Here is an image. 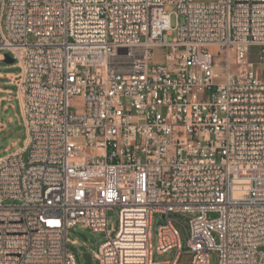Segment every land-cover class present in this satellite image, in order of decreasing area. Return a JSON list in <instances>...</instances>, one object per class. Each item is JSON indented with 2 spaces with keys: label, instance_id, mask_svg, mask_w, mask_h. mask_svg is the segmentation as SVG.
Returning <instances> with one entry per match:
<instances>
[{
  "label": "built area",
  "instance_id": "2783aa9c",
  "mask_svg": "<svg viewBox=\"0 0 264 264\" xmlns=\"http://www.w3.org/2000/svg\"><path fill=\"white\" fill-rule=\"evenodd\" d=\"M0 50L28 132L0 158V264H78L72 228L106 232L99 264H264V0H0Z\"/></svg>",
  "mask_w": 264,
  "mask_h": 264
},
{
  "label": "rangeland",
  "instance_id": "374dc122",
  "mask_svg": "<svg viewBox=\"0 0 264 264\" xmlns=\"http://www.w3.org/2000/svg\"><path fill=\"white\" fill-rule=\"evenodd\" d=\"M196 1L212 2V1H217V0H196ZM180 21L183 22L184 18L181 17ZM171 22L173 26L176 24L177 18L175 15L172 16ZM0 52L2 54L7 53L4 50H0ZM166 52H167V49L165 48L155 49L156 57L152 64H167L165 60ZM260 57H261V53L256 48H252L251 60L259 64L260 62H262ZM12 65L14 64H8V63H5L3 60H0V70H7L8 67ZM10 70L18 71L19 69L12 67L10 68ZM216 72L223 75L225 70L224 68H218L216 69ZM261 78L264 79V67L261 68ZM3 154L4 152L2 151V148L0 147V157ZM28 155H29V152L26 151L24 153L25 160L28 159ZM5 203H12V201H6ZM193 217H195V214H190V213H179L176 216H173L175 220V225L180 232L182 240L185 242L187 241V238H188L187 230L189 229V226H190L189 220L190 218H193ZM157 218L158 217H156L155 220H157ZM109 219H110L109 223H110L111 228L112 227L114 228V230L112 231V235L114 236L116 231L119 228V209L118 208H113L112 210H110ZM91 236H92V239H89V237L86 234H84L83 232H79L77 228H72L69 231L70 240L77 241V244L69 243V249L74 254L75 259L78 264H99L98 259L95 257V253L99 251L101 244L107 241L108 238L106 237V232H92ZM152 242H153L154 248H156L158 244L156 222L153 228ZM175 255H176L175 251L166 252L164 254H157L155 252L154 257L157 261L173 260ZM191 257L192 255L187 250L182 251L181 255L179 256L177 264H191ZM210 263L220 264V256H219L218 251H215V250L210 251Z\"/></svg>",
  "mask_w": 264,
  "mask_h": 264
},
{
  "label": "crops",
  "instance_id": "0c3cea01",
  "mask_svg": "<svg viewBox=\"0 0 264 264\" xmlns=\"http://www.w3.org/2000/svg\"><path fill=\"white\" fill-rule=\"evenodd\" d=\"M0 56L3 60L1 52ZM12 67L18 68L14 64L7 70H0V147L4 152L0 158L23 148L28 139L19 70L12 71Z\"/></svg>",
  "mask_w": 264,
  "mask_h": 264
},
{
  "label": "water",
  "instance_id": "95a60500",
  "mask_svg": "<svg viewBox=\"0 0 264 264\" xmlns=\"http://www.w3.org/2000/svg\"><path fill=\"white\" fill-rule=\"evenodd\" d=\"M3 61H4L5 63H8V64H15V58L12 57L9 53H5V54H4ZM159 224H160V219H158V225H159ZM77 230H78L79 232H83L84 234H86V235L89 237V239H92L91 233H90L89 231H85V230H82V229H80V228H77Z\"/></svg>",
  "mask_w": 264,
  "mask_h": 264
},
{
  "label": "bare ground",
  "instance_id": "6f19581e",
  "mask_svg": "<svg viewBox=\"0 0 264 264\" xmlns=\"http://www.w3.org/2000/svg\"><path fill=\"white\" fill-rule=\"evenodd\" d=\"M0 58H1V56H0Z\"/></svg>",
  "mask_w": 264,
  "mask_h": 264
}]
</instances>
